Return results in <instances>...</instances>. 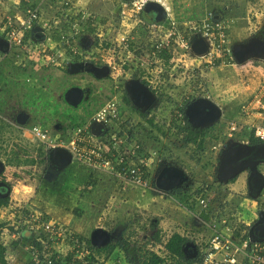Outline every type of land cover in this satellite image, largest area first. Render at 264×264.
I'll list each match as a JSON object with an SVG mask.
<instances>
[{
	"label": "rangeland",
	"instance_id": "1",
	"mask_svg": "<svg viewBox=\"0 0 264 264\" xmlns=\"http://www.w3.org/2000/svg\"><path fill=\"white\" fill-rule=\"evenodd\" d=\"M129 1L131 0H121V3ZM168 7L176 26L181 31L188 22L198 25L207 12L212 14L213 20L220 21L227 39L222 45V49H227L226 55L221 59L223 61L214 65L213 57L212 59L208 55L196 57L174 44L172 48L175 49V55L172 63H165L161 73H156V70L153 75L143 78L151 86L149 88H153L152 91L156 96V102L149 116L142 118L134 107L125 103L124 98L128 97L124 92V85L116 95V99L121 114L134 124L133 133L141 143L145 154L154 153L155 158L160 159V162L154 160L158 163L151 167V173L156 175L163 165L172 166L183 170L189 176V183L192 182L191 188L184 193L188 196L186 204L180 206L179 202L170 203L169 215L175 219V222L176 218L183 222L182 213L190 212L191 216L195 214L205 222L203 217L208 219V216L199 212L195 195L201 185H210L209 194L212 198L216 196L227 202L233 198L229 195V187L214 182L223 147L234 141L240 142L251 130L256 128L264 130V58L250 57L239 63L232 56L235 46L246 44L253 38H264V0H172ZM79 12L82 11H75L76 14ZM88 12L92 18L77 22L78 36L84 43L75 42L73 45L75 47L84 45L83 55L89 58V63L97 65V61L94 60L102 53L104 46L114 41L118 34L131 32L133 56L128 59L125 66L126 80L137 77L142 81L136 66L140 55L147 50L146 44L152 40L149 30L145 27L134 28L130 24V16L122 15L118 10ZM143 16L140 17L146 22H153L144 13ZM59 17H52L53 19L47 17V20H50L48 23L52 24V21ZM58 26L65 35L72 32V27L68 23ZM158 37L165 38L162 32L158 33ZM214 53L215 50L211 52L213 56ZM221 54H217L215 58L220 59ZM74 59V62H82L80 57ZM68 64L65 60L44 74L40 71L28 72L32 81L26 83L25 75L20 72L18 64L12 60L8 65L0 63V142H4L3 145L6 147L1 146L0 155L9 147V150L14 149L9 161L3 158L5 162L3 163L1 159L4 170L0 174V182L6 183L10 191L15 189L10 192L11 200L7 198L6 203L10 201L17 204V199L23 198L26 191L36 184V179H41L47 166L46 155L40 159L41 156L37 157L31 153L41 149L45 154L43 146L30 133L34 125L49 124L53 126L55 133L60 134L61 132L57 130L62 119L67 121L65 125L71 122L67 118L75 114L88 119L113 97L112 83L108 76L95 78L94 75L86 72L68 73ZM74 88L83 93L75 107L64 100V94ZM198 98L212 102L222 114L218 121L206 127L201 151H197L196 145L184 142L176 129L179 127L177 111L180 107L185 109L187 104ZM231 124L235 125V130L232 132L229 130ZM54 158L56 161L61 160L60 155H55ZM95 173L99 175L98 182L92 179L91 183L94 181L95 184L89 185L85 190H79L82 195L81 201L77 206H73L78 208L77 213L65 214L72 217L69 223L64 224L66 228L72 232L76 231L77 234L89 235L94 226L98 223L102 224V221L99 222L101 217L110 220L121 215L125 218L148 217L147 221L160 218L163 213L161 199L155 196L154 202H150L151 198H154L153 193L159 191L154 186V180L150 189L138 188L118 192L116 187L114 188L115 184L111 186L108 178L103 176V172ZM242 178L241 174L237 180L240 181ZM232 184L230 183L229 186ZM232 186L233 189L238 188L237 184ZM176 199L178 200L179 197ZM132 200H135L136 204ZM187 204L192 206L190 211L186 210ZM229 207L227 212L235 208L234 204ZM216 208L217 205L211 204L210 214ZM52 212L51 215H47L48 219L56 220L54 215H57L58 211L52 210ZM20 228L21 235L27 234V238L21 237L17 240L10 238L9 229L8 233L6 230L5 234L0 236V240L8 248L7 264H25L18 257L21 253H24L23 259L27 262L30 258L27 247L32 240L31 234L25 226ZM205 230V235L209 236V230L206 228ZM253 234L262 239L264 229L256 228Z\"/></svg>",
	"mask_w": 264,
	"mask_h": 264
},
{
	"label": "built area",
	"instance_id": "2",
	"mask_svg": "<svg viewBox=\"0 0 264 264\" xmlns=\"http://www.w3.org/2000/svg\"><path fill=\"white\" fill-rule=\"evenodd\" d=\"M11 1L13 6L10 10H0V44H2L0 63L8 65L11 60L14 61L18 64L20 72L25 75L24 81L30 83L32 78L27 74L28 72L40 71L44 74L65 60L67 63L74 62L75 57H80L82 62H88L89 58L83 55L82 47L73 45L81 41L77 22L92 18L88 13L79 12L72 15L67 13L61 19L52 21V24L45 23L44 27L47 31L44 32L43 40L35 41L29 33L40 20L39 5L45 0ZM148 2H156L163 7L165 18L162 22L148 23L140 17ZM23 5L25 8L22 7ZM118 11L122 15L130 16V24L134 28L145 27L152 36V40L146 44L147 50L138 58L136 67L142 76L140 79L153 75L156 70V73H161L165 63H172L175 55V49L172 48L174 44L197 57L198 55L191 51V43L201 38L207 46L203 56L208 55L214 59L217 54L222 53V59L227 53V49H222V45L227 41L224 27L220 21L213 20L209 12L198 25L188 22L181 31L176 26L169 7L161 0H131L120 3ZM62 23H68L72 27L70 34L62 33L58 26ZM54 32L58 34L57 44L60 46L58 50H55V46L52 47L51 35ZM161 32L164 39L158 37V33ZM132 41L131 32L118 34L114 41L104 46L102 53L94 60L97 61L96 66H104L108 69L107 76L112 83L113 97L97 109L83 126L67 128L64 134L66 140L62 139L63 135L55 133L53 126L49 124L35 125L30 130L32 137L43 146L46 154L54 148H65L71 155V164L112 176L118 192L150 188L153 183L149 180L151 166L160 162V159L155 158L154 153L145 154L141 143L133 133L134 124L121 114L116 99L122 85L131 79L126 80L125 66L128 59L133 56ZM214 50L216 53L213 56L211 52ZM132 79L139 80L137 77ZM141 82L146 83L143 84L153 93V88H149L151 86L147 84L146 79ZM176 117L179 126H182L186 119L184 107H180ZM93 124L100 129L99 136L91 133L90 128ZM229 130L234 131L235 125L231 124ZM254 135L264 142V130L256 128ZM210 189L209 184H203L195 194L199 212L208 216V219L202 216L206 222H203V226L210 232L208 240L200 248V259L195 264H264V240L251 241L245 230L258 218V215L250 216L247 213L248 208L253 205L258 206L257 214H264L262 196L252 199L253 205H242L240 208L235 206L227 212L226 210L230 208L229 203L222 199L215 201L216 196L210 197ZM211 204L217 205L212 213L214 215L210 214ZM3 214L7 219L4 224H0V231L7 230L8 233L9 229L10 238L15 240L21 238L20 227L25 226L29 229L27 231L30 232L32 239L27 247L29 264H100L83 238L59 221L48 219V216L42 212L33 208L14 206L6 208ZM101 218L99 221L103 220Z\"/></svg>",
	"mask_w": 264,
	"mask_h": 264
},
{
	"label": "crops",
	"instance_id": "3",
	"mask_svg": "<svg viewBox=\"0 0 264 264\" xmlns=\"http://www.w3.org/2000/svg\"><path fill=\"white\" fill-rule=\"evenodd\" d=\"M161 1L165 2L167 4V5L165 4L166 6L171 5V2H172V0H161ZM0 2H1L0 10H10L13 6L11 0H0ZM120 3H121V0H45L43 3L39 5L41 9V17L37 25H35L34 27V29H37L40 31L39 32L40 37L39 35L37 36L38 33L36 31H34L33 33H29V34L35 39V41H42L45 35L44 32L47 31V29L44 27V24L50 21V20H47V17L48 18H52V17L55 18L56 16L63 17L67 13L69 15H72L77 10H80L86 13H89L88 12L89 10L95 13H102L107 10H118ZM22 7L25 8L24 5ZM67 10H69V12H67ZM60 17L54 20L57 21L61 19ZM51 36H52L51 40L53 42L52 47L55 46V50H58L60 48V46L57 44L58 34L54 32L52 33ZM222 61L223 60H221V58L220 59L214 58L213 64L216 65L217 63H221ZM66 122L63 124L64 128H65ZM64 138L65 137L63 136L62 139ZM240 142L244 144L247 143L246 139H243ZM1 146L5 147L2 142H0V150H1ZM9 149H7L6 152L2 151L3 155L2 154L0 155V161L2 159L3 163H5L3 158H7L8 161L9 159L12 158V153L14 149L13 150H9ZM31 153H33L35 156L37 155V157H40V155H38L36 152H31ZM40 159H42V156L40 157ZM73 165L72 166L69 165L62 171L63 176H65L67 182L71 184L72 186H74V188L77 189L78 191L80 189L85 190L87 187H89V185H92L90 176L95 174V172H92L89 169H86L81 165H77V164H73ZM212 165H214V163H212ZM153 167H154V164H153ZM258 170L260 171V173L262 174L264 178V164L259 165ZM150 174H151V177L149 178V180L153 181L155 175L151 173V170H150ZM104 175L109 176V174H106V173ZM240 175H238L237 178ZM242 175H243V178L240 181H238L236 178V180L233 179L229 183L224 184L225 186L229 187L228 188L229 195L233 197L230 200V202H228L229 203L228 205L234 204V206H238L239 208L242 205H253L254 203L252 198H250L247 194V186L245 182L246 174L242 173ZM230 183H233L232 185L237 184L238 188L233 189L232 185L229 186ZM39 184H40V178H37L36 184L32 186V188L29 191H26L25 196H23V198L17 199L16 201L17 204L16 203L13 204L12 202L9 201V203H6L0 209V221H1L0 224L1 225L4 224V222L7 219V216L3 214L6 211V208H11L14 206L18 208L24 207L25 209L35 208V205H34L36 203L34 200L36 198L35 191L39 187ZM115 187L116 185H114V188ZM14 190L15 189H13V191ZM22 194L24 195V193ZM153 194H154V198H151L150 202H154V199L156 198L155 196H158L159 199H161L160 201L162 202L161 212L163 213H161L160 218L159 217L154 218L153 220L150 219V221H147L148 217L144 219H139L136 216L125 218V216L123 215L118 216L117 218H114L113 220L112 219L110 220L108 218H105V219L103 218V220H100L102 221V224L98 223L97 226H94L91 229V232L89 235L77 234L76 231L74 233L85 240L87 239L90 240L91 233L95 229H103L107 231L109 234H111V238L109 242L119 243L123 245V247L116 246L107 257H103V255H99L97 259L100 261V264H141L142 261H144L147 258V254L149 253L153 254V257H152L153 259L151 258V261L149 263L152 262L153 264H178V261L176 259H173L168 255L167 250L165 248L166 243L168 242L169 238L173 234H179L181 236H185L189 240L188 243L191 244V247L186 246L183 251L185 253V251L191 252L195 250L196 255L198 253L197 255L198 258L196 257V259L193 261L192 264L197 263L200 259V248L204 245V243L208 240L210 236V235L209 236L205 235L206 230H205V227L203 226V222L201 221V218L195 216V214H192L191 216L190 212L189 214L184 212L182 213V217H181L182 219H184L183 222L178 220L179 218L175 217L177 220L176 221L177 224H176L175 219H173L168 213V207L170 203H174V202L178 203L176 198L179 195L173 192H162V191H158L157 193L154 192ZM260 196H262V199H264V185L261 190ZM132 202L135 203V200H132ZM178 204L181 206L180 203ZM257 207L258 206L253 205L251 208H248L249 211L247 213L250 216H255V217L256 215H258V218H259V214H257ZM55 219L56 221H59L60 223L62 222V224H67L71 221L72 217L71 216L68 217V215H64L63 217L59 216L58 218H55ZM257 220H255L254 222H257ZM252 224H250L249 227ZM5 232L6 231L2 233L0 232V236L5 234ZM6 236L8 235L6 234ZM23 236L24 238H27V234ZM125 243L129 245L125 246L124 245ZM92 252L93 254H95L94 250H92ZM7 254H8V248H7L6 255H5L6 260L9 259ZM23 256H24V253L18 254V257L25 264H29L30 258L27 262L26 260L23 259Z\"/></svg>",
	"mask_w": 264,
	"mask_h": 264
},
{
	"label": "water",
	"instance_id": "4",
	"mask_svg": "<svg viewBox=\"0 0 264 264\" xmlns=\"http://www.w3.org/2000/svg\"><path fill=\"white\" fill-rule=\"evenodd\" d=\"M151 21L160 23L165 18L163 7L156 2H148L142 11ZM40 32L37 29L31 30ZM39 34H37L38 36ZM40 37V35H39ZM82 41V40H81ZM80 41V42H81ZM84 41L81 42L83 44ZM2 46V44H0ZM82 48H85L84 45ZM191 51L195 55H203L207 51V46L201 38H197L191 43ZM232 56L241 63L247 58H264V38L250 39L246 44L235 46ZM68 73L86 72L94 75L95 78H105L108 75L106 67H98L88 62H70L67 65ZM124 92L129 101L141 113L149 111L156 102L155 95L139 80L130 79L124 84ZM82 92L77 89H70L64 94V100L74 107L78 105ZM221 110L207 99L198 98L185 106L184 116L188 124L196 129L206 128L218 121L221 117ZM90 131L95 136L100 135V129L94 124ZM55 155H60V161L55 160ZM46 159L57 171H63L71 164V155L65 148H54L46 154ZM264 164V142L254 145L241 142H231L223 147V152L216 167V180L220 184H227L238 175L246 174V186L248 196L252 199L260 195L264 185V178L258 170L259 165ZM4 166L0 161V174L3 173ZM188 180V176L183 170L172 167H163L154 178V186L162 192H172L182 186ZM10 187L0 182V197L8 198ZM256 228L264 229V214L260 213L257 222L250 227L248 237L251 241H263L253 234ZM111 238V234L103 229H95L90 236V242L95 247L106 245Z\"/></svg>",
	"mask_w": 264,
	"mask_h": 264
},
{
	"label": "trees",
	"instance_id": "5",
	"mask_svg": "<svg viewBox=\"0 0 264 264\" xmlns=\"http://www.w3.org/2000/svg\"><path fill=\"white\" fill-rule=\"evenodd\" d=\"M141 17L143 16V12L141 13ZM165 59L167 60L168 57L166 56ZM144 83V82H143ZM146 84V83H145ZM125 103L129 104V99L124 98ZM68 117V116H67ZM68 121H71L68 125H65L66 129L70 128H76L83 126L87 119L83 118L81 116H78V114H75L71 118H67ZM65 119H62L60 123L58 124L60 128H58L57 131L64 132L65 128L63 127L65 123ZM151 124V122H150ZM190 125L187 123V120H184V124L182 126L176 127L177 133L180 135V137L183 138L184 142L196 145L197 151L202 150V145L204 143L203 135L204 132L207 130V128L204 129H192L189 127ZM175 127V126H174ZM182 135V136H181ZM244 139L248 142V144H259L262 143L259 138L255 137L254 130H251L248 135L244 136ZM4 143V142H3ZM34 152H36L40 156H45L44 152L41 149H37ZM48 162V161H47ZM99 175L93 174L90 176V179L92 181H97V177ZM103 176L107 177L109 180V183L111 186L115 184V180L110 177L103 174ZM98 182V181H97ZM96 182L93 181L91 184H95ZM13 189L10 191L12 192ZM186 192L178 191L177 194L179 197V203L184 206V203L186 204L188 196L184 194ZM81 193L77 189L74 188L71 184H69L66 180V177L63 176L62 171H57L50 163H47V166L45 168L44 174L40 179L39 187L35 191V209L42 212L43 214H50L53 213L52 210H57L58 214L54 215L55 218H58L59 216L63 217L65 214H76L78 211V208H73L74 205L77 206L78 203H80V197ZM10 199V195L8 197ZM6 199L0 197V209L6 204ZM82 199V198H81ZM219 201L220 199L217 197L215 201ZM74 201V202H73ZM186 209L191 210L192 206L190 204L185 205ZM81 212V211H80ZM79 212V213H80ZM79 217V216H78ZM256 222H254L252 225H254ZM251 225V226H252ZM1 226V225H0ZM250 226V227H251ZM249 228L245 229L247 233L249 232ZM24 238L23 236H21ZM21 239V238H20ZM85 240V239H84ZM86 244L89 246L91 250H94L96 255H103V257H107L116 246H122V244L119 243H107L106 245L102 247H95L91 244L90 240H85ZM188 239L185 236H181L179 234H173L168 242L165 245V248L167 250L168 255L176 259L178 261V264H192L193 261L191 259L186 258L184 253V248L186 244L188 243ZM125 246H128L129 244L125 243ZM7 247L0 242V264H7L5 255H6ZM153 257L152 253L147 254V258L142 261L141 264H153L151 261V258ZM153 259V258H152Z\"/></svg>",
	"mask_w": 264,
	"mask_h": 264
},
{
	"label": "flooded vegetation",
	"instance_id": "6",
	"mask_svg": "<svg viewBox=\"0 0 264 264\" xmlns=\"http://www.w3.org/2000/svg\"><path fill=\"white\" fill-rule=\"evenodd\" d=\"M92 75V74H91ZM129 105H131L132 107H134L137 111H138V113H139V115L142 117V118H145V117H147V116H149V114L151 113V111H152V109L151 110H149V111H147V112H145V113H141V112H139L140 110H138L131 102H129ZM190 128H192V129H196V128H193V127H191V126H189ZM66 127H65V130H64V132H61L60 134L61 135H63L64 136V134H66ZM246 144H248V142L246 143ZM250 145V144H249ZM252 145H254V144H252ZM165 166H167V165H163L160 169H162L163 167H165ZM237 178V177H236ZM236 178L234 179V180H236ZM214 182L217 184L218 183V181L216 180V173H215V176H214ZM218 184H220V183H218ZM191 185H192V182L191 183H189V178H188V180L183 184L182 183V186H179V188L177 189H175V190H173L172 192L173 193H175V194H177V192L178 191H181V192H185L187 189H189V188H191ZM220 185H222V184H220ZM247 194H248V192H247ZM261 194V193H260ZM258 197H259V195H258ZM254 199H256V198H254ZM110 241V240H109ZM108 243H112V242H108ZM186 246L187 247H191V244H189V243H187L186 244ZM185 246V247H186ZM185 256H186V258H188V259H191L192 261L193 260H195L196 259V257H197V255H198V253H197V255H196V253H195V250L194 251H191V252H188V251H185ZM198 258V257H197Z\"/></svg>",
	"mask_w": 264,
	"mask_h": 264
}]
</instances>
